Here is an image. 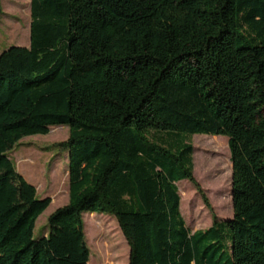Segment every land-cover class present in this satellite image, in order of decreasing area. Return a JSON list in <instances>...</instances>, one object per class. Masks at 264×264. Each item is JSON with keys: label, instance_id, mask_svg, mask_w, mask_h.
<instances>
[{"label": "trees", "instance_id": "16d2710c", "mask_svg": "<svg viewBox=\"0 0 264 264\" xmlns=\"http://www.w3.org/2000/svg\"><path fill=\"white\" fill-rule=\"evenodd\" d=\"M31 16L30 47L0 56V264H91L87 213L117 219L129 264H264V0H31ZM60 126L69 204L37 239L52 200L9 154ZM184 135L226 137L233 165V219L195 233Z\"/></svg>", "mask_w": 264, "mask_h": 264}, {"label": "rangeland", "instance_id": "374dc122", "mask_svg": "<svg viewBox=\"0 0 264 264\" xmlns=\"http://www.w3.org/2000/svg\"><path fill=\"white\" fill-rule=\"evenodd\" d=\"M31 24V0H0V56L13 47H30ZM69 138L68 127H52L47 136L26 138L9 154L19 173L37 188L38 198L52 200L37 222V239L49 233L50 216L69 204V152L60 147ZM182 141L194 147V177L200 187L190 181L178 184L187 227L195 233L210 229L214 216L223 222L232 220L233 165L228 139L184 135ZM84 221L91 264L130 263V246L114 216L87 213Z\"/></svg>", "mask_w": 264, "mask_h": 264}]
</instances>
